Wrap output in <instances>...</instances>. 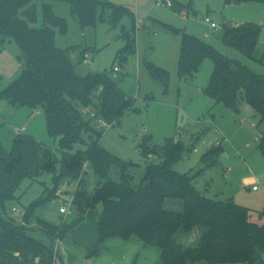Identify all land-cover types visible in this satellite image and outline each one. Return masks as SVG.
I'll use <instances>...</instances> for the list:
<instances>
[{
	"label": "trees",
	"instance_id": "1",
	"mask_svg": "<svg viewBox=\"0 0 264 264\" xmlns=\"http://www.w3.org/2000/svg\"><path fill=\"white\" fill-rule=\"evenodd\" d=\"M56 1L68 3L71 17L82 30L95 27L106 12H109L107 21L111 27L128 18L130 30H122L125 47L118 52V64H123L125 56L134 54L136 49V19L127 8L96 0H0V41L11 38L20 49L24 63L20 75L0 92V98L13 107H28L32 113L41 110L47 134L58 139L56 152L60 153L59 158L53 149L26 134L14 135L9 151L0 144V264H53L54 252L29 235L31 221L52 244L60 243L98 205L101 210L97 215L95 241L86 249L87 259L106 251V241L117 237L123 241L136 238L143 247L156 249L159 264L260 262L258 251L264 252V224L253 222L252 211L232 199L210 195V184L203 182L201 189L198 188V177L218 164L220 145L210 147L201 156L202 168L190 176L174 170V164L189 151L181 142L167 138L158 146L145 137L139 146L146 159L145 172L137 184H133L131 174L135 165L100 146L102 128L118 125L127 114L134 112V100L117 88L110 74L81 77L75 73L68 50L55 45L53 29H66L65 20L53 14ZM224 4H264V0H224ZM39 7L43 25L36 28L31 25L37 22ZM181 9L172 10L180 13ZM260 31V26L252 22L223 25L221 42L242 57L254 60ZM179 35V78L193 82L202 63L209 60L212 72L203 95L235 114L245 102L263 121L264 74H257L239 60L220 54L199 38L184 32ZM85 54H81V61ZM148 74L167 87V72L149 65ZM77 144L85 150L72 153ZM260 148H264V134ZM86 167L97 178L92 193L85 190ZM113 167L118 170V181L111 177ZM45 174L52 176V188L45 189L25 209L17 225L6 216V204L15 201V193L23 180L34 181ZM63 185L74 188L75 218L69 226H56L35 212L56 200ZM167 199L182 201V212L166 210ZM192 229L199 230L198 244L184 248L176 234L179 230Z\"/></svg>",
	"mask_w": 264,
	"mask_h": 264
},
{
	"label": "rangeland",
	"instance_id": "2",
	"mask_svg": "<svg viewBox=\"0 0 264 264\" xmlns=\"http://www.w3.org/2000/svg\"><path fill=\"white\" fill-rule=\"evenodd\" d=\"M96 1L127 8L135 15V53L126 55L121 66L118 64V52L125 47L122 30H130L128 18H122L116 27H111L107 21L109 12H106L95 27L82 30L75 18L71 17L66 1L54 2L52 11L56 17L65 20L64 31L58 27L53 29L55 45L59 49L68 50L75 73L81 77L88 74H110L117 88L134 100V112L127 114L120 124L102 128L100 146L113 156L135 165L131 174L133 184H137L145 172L146 159L139 151L145 137L158 146L167 138L181 142L189 151L174 164V170L190 176H195L202 168L201 156L210 147L220 145L222 152L218 164L198 177V188L201 189L203 182H206L210 184L211 194L216 197L223 190L225 197L252 211L253 222L264 224V148H260L264 120L261 121L245 102L241 103L239 113L235 114L203 95L212 72L209 60L202 63L197 79L193 82L180 79L177 73L181 48L179 33L184 32L199 38L220 54L239 60L253 72L264 74V4L225 5L224 0H171L172 8L169 9L156 7L155 0ZM175 8L182 9L177 13L172 10ZM206 17L218 26V30L211 29L204 22ZM244 22L258 24L261 28L254 60L242 57L221 42L223 25L238 26ZM42 25L43 14L39 7L37 22L31 26L41 28ZM82 53H86L88 64L81 62ZM149 65L168 73L167 87L150 77ZM115 66L120 70L114 77L112 71ZM23 68L20 49L11 38L5 37L0 41V92L20 75ZM30 113V108L13 107L0 98L1 146L9 151L14 135L26 134L53 149L60 158V153L56 152L58 139L48 136L43 113L41 110ZM79 150H85V147L77 144L72 153ZM227 170L230 171L229 175ZM111 177L118 181L117 168H112ZM84 183L85 190L92 193L97 178L89 167H86ZM52 186V176L48 174L34 181L23 180L15 193V201L6 204V216L17 225L20 224L25 209ZM253 187L258 190L253 191ZM73 192V187L60 186L57 199L38 209L35 215L56 226H69L75 218L70 202ZM69 203L71 214L61 215L59 207L68 206ZM164 205L169 211L183 210L180 200L167 199ZM12 208L19 214L15 215ZM99 210V206L89 210L74 233L66 235L58 247L38 231L33 220L28 233L56 254L53 264H159L158 251L143 247L135 238L128 241L110 238L105 243L108 250L96 258L87 259L84 246L90 244L94 235ZM199 234L198 229L189 232L179 230L176 239L184 248H192L198 244ZM258 256L260 262L256 264H264V252L258 251Z\"/></svg>",
	"mask_w": 264,
	"mask_h": 264
},
{
	"label": "built area",
	"instance_id": "3",
	"mask_svg": "<svg viewBox=\"0 0 264 264\" xmlns=\"http://www.w3.org/2000/svg\"><path fill=\"white\" fill-rule=\"evenodd\" d=\"M155 6L156 7H165V8H172V1L171 0H155ZM204 22L206 23V24H208L209 25V27L211 28V29H214V30H218V26L216 25V24H214L208 17H206L205 19H204ZM138 27V26H137ZM83 64H88V58H87V55L85 54L84 56H83V59H82V61H81ZM119 67L118 66H115L114 68H113V71H112V73H113V76L115 77L116 75H117V73L119 72ZM100 126H101V124H99ZM23 131V129L21 130V132ZM216 133L218 134V132L216 131ZM19 134V133H18ZM253 190H256L257 188L256 187H253L252 188ZM70 202H72V198H71V201ZM59 213L61 214V215H64V216H68V215H70L71 214V203H69V205L68 206H61V207H59ZM12 212L15 214V215H18L19 213H18V211L15 209V208H13L12 209ZM55 245H56V247H58V245H59V242L58 241H56V243H55ZM54 257H56V254L54 253ZM63 264V263H62Z\"/></svg>",
	"mask_w": 264,
	"mask_h": 264
},
{
	"label": "crops",
	"instance_id": "4",
	"mask_svg": "<svg viewBox=\"0 0 264 264\" xmlns=\"http://www.w3.org/2000/svg\"><path fill=\"white\" fill-rule=\"evenodd\" d=\"M214 23V22H213ZM31 114H33L32 112L30 113V115ZM24 131V130H23ZM22 131V132H23ZM229 170H227L226 171V173L229 175ZM203 174H205V172L203 173ZM211 182L210 183H213V181L212 180H210ZM258 189H256V190H253V191H257ZM209 194L210 195H213V194H211V192H210V186H209ZM220 190H217L216 192H219ZM218 195V198L220 197V199H231V198H229V197H225V195H224V193H223V190H221L220 191V193L219 194H217ZM221 195V196H220ZM165 204V203H164ZM99 207H100V210H101V206L100 205H98ZM165 206V205H164ZM100 210H99V212H100ZM98 212V213H99ZM87 214V213H86ZM96 222H97V220H96ZM95 229H96V224H95ZM136 239V238H135ZM138 240V239H137ZM94 241H95V232H94V235L92 236V238H91V240H90V244H87V245H85L84 247L87 249L88 247H91V245H93L92 243H94ZM141 243V242H140ZM142 244V243H141ZM143 246V245H142ZM108 250V249H107Z\"/></svg>",
	"mask_w": 264,
	"mask_h": 264
}]
</instances>
